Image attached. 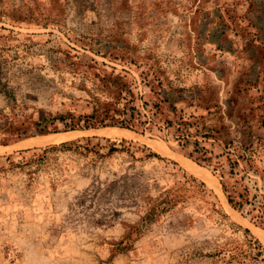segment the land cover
<instances>
[{"label":"rangeland","instance_id":"rangeland-1","mask_svg":"<svg viewBox=\"0 0 264 264\" xmlns=\"http://www.w3.org/2000/svg\"><path fill=\"white\" fill-rule=\"evenodd\" d=\"M0 8V264H226L207 255L227 241L246 246L233 224L264 254V226L227 202L217 165L228 170L227 141L254 154L243 184L264 193V0H1ZM118 86L141 114L134 126L82 129ZM107 139L164 160L109 154ZM182 172L204 182L227 219L211 212L210 196L188 192L117 250L141 214L137 186L156 196Z\"/></svg>","mask_w":264,"mask_h":264},{"label":"trees","instance_id":"trees-1","mask_svg":"<svg viewBox=\"0 0 264 264\" xmlns=\"http://www.w3.org/2000/svg\"><path fill=\"white\" fill-rule=\"evenodd\" d=\"M2 12L0 8V14ZM116 90L115 101L100 105L94 108L91 114L84 116L82 129L115 124L125 128H132L134 126L135 119L141 116L140 112H138L133 105L134 98L131 92L124 86H118ZM119 102H121V104H119ZM43 120L44 119L41 121ZM40 123L41 122H39L38 125ZM138 123L141 125L145 124L146 120H141ZM188 126H190L189 122L183 117H179L178 130L182 133L183 137L188 136ZM71 129H73V127ZM36 131L37 134H44L43 128H38ZM107 141L111 143L108 150L109 154L112 152L124 151L128 153L134 161L150 158L164 160L163 157L146 146H138L133 149L134 146L132 142L126 140H121L119 145L109 139H107ZM73 143L74 142H64L60 145L65 146ZM55 147L56 146H50L49 148L54 149ZM231 147L233 148L231 149ZM136 152H141L142 155L136 158ZM196 152L199 155L198 158L202 161H209L211 159L210 156H208V150L205 148H199ZM223 154L227 161L228 170H224L223 166L218 162L217 165L220 169L219 176L221 188L227 202L234 209L245 212V215L254 223L264 226V193L260 192L258 188H254V191L251 192L249 187L243 184L245 179H250L247 173L251 169V162L255 159L254 154L234 146L232 141L226 142ZM171 163L175 164L172 161ZM241 164L243 165L242 168H240ZM182 173V178L178 179L167 190H164L156 196H152L150 191L146 190L142 184L137 186L134 204L138 206L141 214L139 220L129 226L127 234L116 243L117 250L127 248L130 245L133 234H135V237L139 236L146 227L152 221L158 219L161 214L173 209L178 203L185 202L189 197L188 192H192L201 197H204L205 194L210 196L212 198L210 201L211 212L216 213L219 218L227 219V214L216 202L212 192L206 187L204 182L196 179L192 175H187L185 172ZM233 225H235L237 229L243 231V241L246 246L243 248L229 241L224 244H215L212 251L207 256L222 260L226 264H262L264 262V254L260 242L250 234L247 228L242 229L236 224Z\"/></svg>","mask_w":264,"mask_h":264},{"label":"bare ground","instance_id":"bare-ground-1","mask_svg":"<svg viewBox=\"0 0 264 264\" xmlns=\"http://www.w3.org/2000/svg\"><path fill=\"white\" fill-rule=\"evenodd\" d=\"M54 140V139H53ZM44 142V139L43 138H41V139H39V140H37V141H35V142H33V143H35V144H42ZM202 176H203V174H202Z\"/></svg>","mask_w":264,"mask_h":264}]
</instances>
